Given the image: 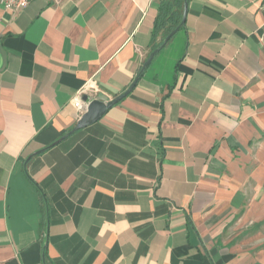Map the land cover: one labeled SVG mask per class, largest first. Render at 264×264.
<instances>
[{
    "label": "crops",
    "instance_id": "obj_1",
    "mask_svg": "<svg viewBox=\"0 0 264 264\" xmlns=\"http://www.w3.org/2000/svg\"><path fill=\"white\" fill-rule=\"evenodd\" d=\"M0 6V264H264V0Z\"/></svg>",
    "mask_w": 264,
    "mask_h": 264
},
{
    "label": "water",
    "instance_id": "obj_2",
    "mask_svg": "<svg viewBox=\"0 0 264 264\" xmlns=\"http://www.w3.org/2000/svg\"><path fill=\"white\" fill-rule=\"evenodd\" d=\"M186 10H187V0H183V9H182V17L180 25L172 31L168 36L165 37V39L162 42V45L153 50L149 56L147 57L146 61L141 67V70L138 74V76L135 78V80L132 82V84L129 86V88L121 95L117 96L116 98L110 100L107 97L103 95H98L94 99H88L87 97L83 98V102L87 104L84 113L81 115V117L76 122L75 127L71 130L70 133H73L78 130H82L90 125H92L95 122H98L101 120V118L104 116V114L114 105L119 103L123 98H125L131 90L134 88L136 83L138 82V79L140 75L147 69V67L150 65L154 57L160 52V50L167 44V42L177 33V31L184 25L185 17H186Z\"/></svg>",
    "mask_w": 264,
    "mask_h": 264
},
{
    "label": "trees",
    "instance_id": "obj_3",
    "mask_svg": "<svg viewBox=\"0 0 264 264\" xmlns=\"http://www.w3.org/2000/svg\"><path fill=\"white\" fill-rule=\"evenodd\" d=\"M182 9L183 0H165L160 3L152 30V40H156V38L159 37L160 42L154 46V50L159 48L165 37L180 25ZM183 26L184 25H182L178 31H180Z\"/></svg>",
    "mask_w": 264,
    "mask_h": 264
},
{
    "label": "built area",
    "instance_id": "obj_4",
    "mask_svg": "<svg viewBox=\"0 0 264 264\" xmlns=\"http://www.w3.org/2000/svg\"><path fill=\"white\" fill-rule=\"evenodd\" d=\"M32 1L34 0H0V6L7 10V11H19L27 7ZM83 94V91L80 90L77 92L76 96L73 98V107L77 110L80 117L84 113L85 108L87 106L86 103H84L81 100V96Z\"/></svg>",
    "mask_w": 264,
    "mask_h": 264
}]
</instances>
